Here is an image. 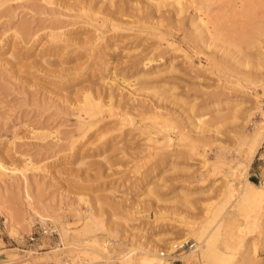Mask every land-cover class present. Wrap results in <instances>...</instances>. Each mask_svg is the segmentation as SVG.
Wrapping results in <instances>:
<instances>
[{
	"label": "rangeland",
	"instance_id": "obj_1",
	"mask_svg": "<svg viewBox=\"0 0 264 264\" xmlns=\"http://www.w3.org/2000/svg\"><path fill=\"white\" fill-rule=\"evenodd\" d=\"M128 1L115 0L113 8L107 0H0V159L19 169L29 157L34 167L26 179L0 173V264H92L73 242L70 252L59 251L63 246L57 230L60 221L80 231L90 216L102 222L96 233H111L110 244L114 240L134 253L157 245V254L168 255L171 244L182 240L185 223L201 228L213 218V228L230 210L235 193L213 217L225 199L220 190L227 181L238 189L243 183L264 184V140L250 162L246 153L247 140L264 113V39L259 48L234 53L242 33L258 31L264 37V17L222 18L217 22L220 32L214 34L218 40L210 47L197 39L182 41L183 31L168 27L165 37L178 50L145 68H154L157 77L147 85L143 80L132 85H140L137 92L145 95L134 100L106 84L104 76L135 79L133 74L144 70L139 64L148 53L144 48L154 38L137 28L115 31L105 25L97 31L92 23L104 12L129 10L143 0ZM80 5L95 16L93 25L75 16ZM171 26L177 27L174 22ZM97 34L104 38L96 40ZM55 35L67 40L65 49H50ZM82 39L89 40V50L77 44ZM186 54L194 67L187 65ZM210 56L224 66L212 67ZM110 92L113 105L101 109L96 125L81 138L73 104H81L85 95L94 104L106 102ZM214 104L219 110L207 115L214 117L206 124L210 131L204 124L205 130L196 132L201 129L191 126L189 117ZM131 105L144 106L135 111ZM151 106L163 117L152 118ZM218 116L223 117L220 123ZM181 128L193 129L192 134L179 140ZM164 138L168 144L154 143ZM30 198L50 220L40 222L30 213ZM47 226L57 234L47 232ZM261 233L256 228L247 235L260 242ZM159 235L171 239L155 244ZM186 242L195 244L193 239ZM72 252L82 256L74 259ZM109 254L93 264H118Z\"/></svg>",
	"mask_w": 264,
	"mask_h": 264
},
{
	"label": "bare ground",
	"instance_id": "obj_2",
	"mask_svg": "<svg viewBox=\"0 0 264 264\" xmlns=\"http://www.w3.org/2000/svg\"><path fill=\"white\" fill-rule=\"evenodd\" d=\"M133 1L134 0H129L128 2L133 3ZM121 2H123V0H121ZM107 3L109 4V7L115 8V0H107ZM3 4H0V7ZM80 6H77L78 9H76L78 10L79 14H77L78 12L76 11L75 16L77 15L76 17L85 18V20H87L86 23L89 25L94 24L93 26L97 31L100 26L102 27L105 25L110 26L111 30L113 29L115 31L123 30L126 27L127 29L137 28L139 29V33H144L150 38L151 36L154 38L151 39L150 44L147 45L146 48H144V50H148V53L145 54L142 60L139 61V64H141L144 70H137L135 74H133V76L136 77L135 79H124L121 75L120 79L118 80V78L115 75L113 76L112 73H110L106 77L104 76V79L107 80L105 82L106 84H109V86H115L118 90L124 91V94L126 96H128L130 99L135 98L134 100H136L137 97H143L144 94L137 92V90L141 88L139 84V86L135 87L132 85H135L142 80L144 85H147L149 80L157 77L158 72L155 71L154 68H145L149 67L152 62L161 61L163 58V54L165 55L169 50H178V48L175 47V42L165 37L169 34L167 30L168 27L172 29L175 28L177 30H182L184 33L181 37L182 41H189L190 38L197 39L204 46L210 47L212 45V42L218 40L214 38V34L217 35V31L218 33L220 32L217 22L222 18L236 15H239L243 19H249L257 16L264 17V0H143L142 2H138V4L135 6L130 5L129 10L122 9L119 12H115L116 15L112 12H104V15L102 13V17L100 19H96L95 16L93 18L89 17L84 5L81 7ZM185 18H187L186 21L189 22V29L187 30L186 28H184ZM91 19H94V21L92 22L93 24L90 21ZM172 22L176 23L177 27H172ZM150 31H156V33L152 34ZM247 34L248 33H242V35L236 37L235 40H237L238 42L234 44V49H238L235 50L234 53L241 50L242 48L250 50L256 47L259 48V45L264 37L258 34V31L254 32L253 36L251 34ZM60 36L61 35L52 36L51 41L53 46L50 49L57 51L58 49H65V47L68 46L67 40L62 39ZM95 38L96 40L101 41L104 37L97 34ZM89 43V40L86 39H82L77 42V44L81 48L82 46L87 47ZM89 49L87 47V50ZM185 58H187V65L189 67H194V62L191 60V57L186 54ZM209 63L212 67L216 68L219 66H224L222 60H213L212 56L209 57ZM242 63L245 64V60ZM215 64H219V66H215ZM106 67H108V63H106ZM147 89H154V87H148ZM153 92H155V90ZM87 96L85 95L83 97V102L81 104L79 103L80 105L76 104L75 106L73 104V108H75L77 115L76 127L81 138L84 137L87 132H89L96 125L99 120V113L101 109L103 107L110 108L113 105V100L115 98L113 92H110L105 97L106 102H104L103 99L102 103L98 102L97 104H94L95 102L91 101L92 98L89 96L88 99ZM142 106L139 105L137 107V105H131V109L133 108L136 111L138 108H142ZM147 106L146 109L148 108ZM218 110V106L215 105L211 107V110H201L202 112L198 111L197 117H189L190 125L201 129H196V132L204 131L205 129H202L204 124L206 125L208 123V119L212 117L211 121L214 120V117L212 115L211 117H208L207 115L211 111ZM144 111L146 110L144 109ZM149 111L152 112V116H154L152 118L154 119L155 117H163V115L158 113L157 109L155 110V108H153L152 106L149 107ZM216 114L217 112L214 115L215 117ZM166 116L165 117L169 119L170 116L167 114ZM219 117L220 116L217 117L218 119L215 118L219 120V122H216L217 120H215L216 123H220L223 121V117ZM261 117L262 121L259 122L256 128L253 129L250 138L247 140L246 153L249 162L255 156L257 148L259 147L261 141L264 140V113H262ZM206 126L209 129V125ZM191 130H189L190 133ZM190 133L188 131L185 132L184 129L182 130L181 128L178 131L179 140H183L184 138L189 137L192 134ZM46 135L47 133L43 134L40 140H44L47 137ZM53 135L54 134L52 132L49 133L48 138L50 137L52 139L54 137ZM154 143L158 146H162L166 143L168 144L165 138L162 141L156 140L154 141ZM72 147L73 145H71V149ZM24 159L25 164L19 169L13 166H5L4 161L2 162V160L0 159V173L7 172L11 176L19 173L20 176L23 177V179H26V172L34 167L29 157H26ZM232 182L233 181H227L221 188L220 192H222V195H225V202L222 200L223 203L220 207L218 206L217 212H214L215 214H213V217H217V214L224 208V204H227L229 202L228 200H231L230 197H232L235 193L237 197L230 205V210L226 212V215L218 220L213 228H210L213 224V218L209 220L211 222H207V225L205 224L204 226H200L201 228L195 226L192 223H185L180 229L182 231V240L179 242L175 241L171 244V246L169 247L171 248L170 253L168 255H165L164 251H158L157 254L155 250L157 245L153 246L152 249L148 248V250H143V252L134 253V251H130L128 248H126L127 246L119 248V246L117 245L122 244L115 245L114 240H112V243L110 244L109 242L111 241V233L106 231L102 233H96V231L99 230L100 227L102 228L103 225L101 224L102 222H100V224H98V222L95 223L93 221L94 219L92 220L93 217L91 218V216V219H86V222L83 224V227L80 231H71V229L68 228L66 224H63L60 221L58 222V226H60V229L57 230L59 231L58 234L63 246L58 250L65 252L66 249H70V252L71 250H73L72 247L75 244L79 246V248L77 249H83V251H81L80 253H82L83 255H87V259H91L90 262L92 261L93 263H95V261L93 260L98 261L100 257L102 258L104 256H107L109 253H113V257H117L115 259L116 261H118V264H171L175 260L182 261L181 263L183 264H264V257L259 256L260 252L264 251V238H261L260 242H255L254 239H251L250 236L247 235L250 231L256 228L259 229V232H264V184L257 186L253 183H243L241 185V188L238 189L233 186ZM149 185H152V182H149L148 186ZM148 186L146 187L148 194H153L151 192V187L147 189ZM153 188L155 187L153 186ZM236 191L238 192L237 194ZM180 192L181 193L179 194L185 197V191ZM26 204L27 208L31 210L30 213L34 214L37 220H39L40 222L44 221V223L45 221L50 220L49 218H45L38 213V210H36L35 206L33 205L34 203L31 198L29 199V201H27ZM10 222L12 223V221ZM12 229L14 230V228ZM52 229L56 231L55 227H53ZM261 234L264 235V233ZM78 235L82 236V238H80ZM157 237L158 238H156L154 242L156 241L155 244L158 245L161 244L163 240H166L168 238L171 239V237H165L162 235H159ZM188 239H193L195 241L194 248L190 249L191 251L188 254H184L185 252H182V256L181 254H175V256H173L174 245L184 243ZM72 242L74 244H72ZM70 254L74 255L75 253L72 252ZM78 255L75 254L73 258H77ZM110 255L111 254H109L108 256ZM81 256L79 255V257ZM171 258L173 259V261H171ZM77 261L80 260H76V262ZM73 263H75V261Z\"/></svg>",
	"mask_w": 264,
	"mask_h": 264
},
{
	"label": "built area",
	"instance_id": "obj_3",
	"mask_svg": "<svg viewBox=\"0 0 264 264\" xmlns=\"http://www.w3.org/2000/svg\"><path fill=\"white\" fill-rule=\"evenodd\" d=\"M47 228H48L47 232H49L51 235L57 234L56 231L54 229H52L53 226L47 227ZM30 239L32 240V238H30ZM192 248H194V245L193 244L188 245V242H184L181 244H175L174 248H173L174 249L173 255L181 254L182 252H186L187 250H190Z\"/></svg>",
	"mask_w": 264,
	"mask_h": 264
}]
</instances>
